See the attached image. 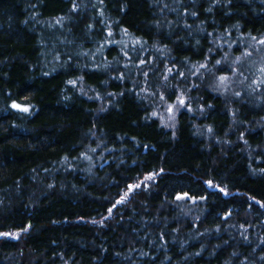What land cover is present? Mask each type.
Segmentation results:
<instances>
[{
    "label": "trees",
    "instance_id": "trees-1",
    "mask_svg": "<svg viewBox=\"0 0 264 264\" xmlns=\"http://www.w3.org/2000/svg\"><path fill=\"white\" fill-rule=\"evenodd\" d=\"M263 33L264 0H0V264H264L261 56L226 53Z\"/></svg>",
    "mask_w": 264,
    "mask_h": 264
},
{
    "label": "rangeland",
    "instance_id": "rangeland-1",
    "mask_svg": "<svg viewBox=\"0 0 264 264\" xmlns=\"http://www.w3.org/2000/svg\"><path fill=\"white\" fill-rule=\"evenodd\" d=\"M109 35H111V34H109ZM240 38V37H239ZM238 38V40L236 41V42H234V44H232L231 45V47L232 48H230L226 53L227 54H230V58L229 59H233L234 61H233V65H234V62L236 63V61H235V59L234 58H236V56L234 57V55H237V51H235L234 49L235 48H237L238 49V51H240V53H243L244 54V56L245 57H248L249 56V59H250V55H252V54H257V57L258 56H261V59L260 60H258V61H254V62H252V61H248L249 62V64H251V66H255V67H249L251 70H253V71H255L254 72V74H256L257 73V75H256V79H255V81L253 82V83H251V84H249V86L247 87V88H245V89H247L248 91H253V92H260V91H262L263 90V88H262V86H264V44H261L260 43V41L261 40H264V33H263V35H261V36H257L256 38H255V42H253L252 40H250V41H247L248 42V44H247V42H243V37L242 38H240L239 39ZM247 46V47H246ZM248 48L249 49H255V51H254V53H252V54H250V53H248ZM98 47H94L93 48V53L95 54L97 51H98ZM259 53H258V52ZM224 55H225V53H223ZM234 57H232V56ZM96 56L99 58L100 57V54H96ZM222 56V55H221ZM220 56V57H221ZM227 57H229V56H227ZM238 57V56H237ZM220 63V62H219ZM217 78H215V80H216ZM222 80H219V81H217L216 80V83L214 84V89H218V86L220 85V82H221ZM225 81H222V84L224 83ZM227 83V82H226ZM243 84L242 85H245V83L246 82H242ZM220 87H222L221 85H220ZM224 90L222 91V93H226V92H228V91H231V89L230 88H223ZM264 91V90H263ZM173 99H175V101H177V99H176V97H174ZM255 101H257V98H255ZM178 102H179V104H178V106L176 107V112H178L179 111V109L180 108H182L183 107V105L180 103V99L178 100ZM171 107V106H170ZM163 112H166V118H168V115H169V113H168V110H166V107H165V109L162 111V113ZM170 117H171V115H169Z\"/></svg>",
    "mask_w": 264,
    "mask_h": 264
},
{
    "label": "snow or ice",
    "instance_id": "snow-or-ice-1",
    "mask_svg": "<svg viewBox=\"0 0 264 264\" xmlns=\"http://www.w3.org/2000/svg\"><path fill=\"white\" fill-rule=\"evenodd\" d=\"M260 43H261V44H264V40H261ZM225 79H226L225 77H221V80H225ZM180 103L183 104L184 101L181 100ZM13 107H17V106H16V105H13ZM24 110L27 111V109H24ZM178 198H179V197H178ZM5 235H7V234H5Z\"/></svg>",
    "mask_w": 264,
    "mask_h": 264
}]
</instances>
